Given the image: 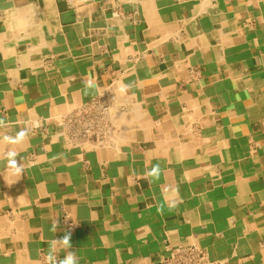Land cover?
Here are the masks:
<instances>
[{
	"label": "crops",
	"instance_id": "1",
	"mask_svg": "<svg viewBox=\"0 0 264 264\" xmlns=\"http://www.w3.org/2000/svg\"><path fill=\"white\" fill-rule=\"evenodd\" d=\"M65 235L264 264V0H0V264Z\"/></svg>",
	"mask_w": 264,
	"mask_h": 264
},
{
	"label": "clouds",
	"instance_id": "2",
	"mask_svg": "<svg viewBox=\"0 0 264 264\" xmlns=\"http://www.w3.org/2000/svg\"><path fill=\"white\" fill-rule=\"evenodd\" d=\"M89 86L91 87V82H89ZM128 88L127 85H121L122 90H126ZM22 135V134H21ZM5 140H9L8 137L4 138ZM17 154L15 152H9L8 158H9V166L14 170L13 174L19 175L23 172V165L18 164L16 159ZM155 171V170H154ZM53 231H55V227L53 228ZM57 244H63L65 246L70 247V235H65L62 239H54L50 242L49 245V256H48V262L49 264H55L56 257H55V251ZM59 264H78V260L74 253L69 252L60 262Z\"/></svg>",
	"mask_w": 264,
	"mask_h": 264
},
{
	"label": "built area",
	"instance_id": "3",
	"mask_svg": "<svg viewBox=\"0 0 264 264\" xmlns=\"http://www.w3.org/2000/svg\"><path fill=\"white\" fill-rule=\"evenodd\" d=\"M160 264H217L196 246H187L169 253Z\"/></svg>",
	"mask_w": 264,
	"mask_h": 264
}]
</instances>
